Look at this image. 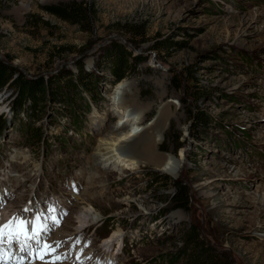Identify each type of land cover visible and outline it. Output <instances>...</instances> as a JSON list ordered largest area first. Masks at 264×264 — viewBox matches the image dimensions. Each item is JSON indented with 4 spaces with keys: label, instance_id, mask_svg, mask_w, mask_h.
Wrapping results in <instances>:
<instances>
[{
    "label": "rangeland",
    "instance_id": "1",
    "mask_svg": "<svg viewBox=\"0 0 264 264\" xmlns=\"http://www.w3.org/2000/svg\"><path fill=\"white\" fill-rule=\"evenodd\" d=\"M74 3L85 16L57 14ZM118 57L129 62L116 81ZM0 60L17 72L0 90V178L18 177L12 165L19 158L38 182L35 172L43 170L40 183L32 179L19 193L25 202L35 193L66 201L62 228L50 222L53 244L73 240L86 208L89 220H103L85 226V253L94 241L100 258L83 264L106 260L103 239L113 230L124 232L126 245L111 256L116 264H189L185 235L192 230L231 257L223 264H264V0H0ZM19 74L49 89H35L37 101L21 98L17 111ZM125 88L142 108L158 93L169 95L172 119L158 153L179 165L180 176L110 161L103 192L81 200L87 179L72 184L69 176L118 146L103 139L122 124ZM160 105L141 128L154 124ZM179 184L187 192L182 208L174 201ZM7 197L6 207H22Z\"/></svg>",
    "mask_w": 264,
    "mask_h": 264
},
{
    "label": "bare ground",
    "instance_id": "2",
    "mask_svg": "<svg viewBox=\"0 0 264 264\" xmlns=\"http://www.w3.org/2000/svg\"><path fill=\"white\" fill-rule=\"evenodd\" d=\"M124 90H125L124 95H122V97L119 99L120 104L126 107V109L123 110V116L120 119L122 124L121 126L117 124L113 127H110L108 132L104 134V139H103L104 141H111V142L115 141V143L118 142L117 144L118 146H112L111 148H108V147L103 148V152L101 153L103 160L96 158L97 155L99 154L95 153L93 160L90 159L91 160L90 166L87 164L84 166L85 167L84 168L82 164L80 166V170H83V172L79 173L78 175L72 174L71 176H69L70 179H68V181L70 180L72 184L77 183L78 179L79 180L83 178L87 179V182L83 186V189H82L83 191H80V194H79L81 200L85 199L84 197H87V199L89 198L92 199V194H90V192L93 190H95L96 193L103 192L99 188L103 187L105 182L101 180L100 177L104 175H108V174L103 173L102 168L105 167L107 163L110 161H111V164H120V163H124L126 165H132V164L143 165L145 163L152 164L153 166L158 168L160 171L166 172L172 175L173 177L180 176L179 165H172V163L170 162L171 159L168 156H162L158 153L160 142L162 138L164 137L165 132L168 129L167 126L171 123V119H172V116L170 115V110L172 109V106L170 104H167L168 102H165V100L169 99L168 98L169 95L166 92L162 94L158 93L157 97H155L154 104H151L149 107L142 108L141 104H139V101H138L139 99L137 98V95L135 93L129 94L126 88ZM128 96L133 99L131 102H129V100L126 99V97ZM114 101H116L114 102V104L118 102L117 100H114ZM157 104H161V105H160V109L158 112V117L155 120L154 124L150 127L141 128L143 121H145V119H147V117L156 110L155 107ZM96 128L97 130H99L98 126L94 127L95 130ZM25 157L27 156L25 155ZM19 159L15 161L16 162L15 165H12L11 161L9 163V165L16 166V168H19L18 177H16L15 174L10 175L12 173L10 171L8 174L3 175V177L0 178V184L3 183L2 186L0 185V200H3L2 198L4 196H5L4 200L6 199L9 200L10 198L7 197V195H10V196L13 195L14 197L13 200H15L14 203H23V210L18 212L17 210H15L16 209L15 206L13 207L8 206L10 209L5 208L4 210H0V216H2L4 212H6L14 216H17V215L21 216V214H18V213H22V218H24L23 215L26 216L25 218H32L34 215V212L25 211V209L35 210L39 207L34 205L32 202L26 203L24 199H22L21 201V198H24L25 194L18 195L17 192H20L23 187L24 188L26 187L27 185L26 182H30L33 179V180H36L35 183H37L38 180L34 179L35 174H32L33 169L32 170L28 169L29 167L28 161L25 162V159H20V160ZM93 163H94V166H96L95 168L93 167ZM63 166H64L63 168L70 169V166L68 164H65V162H63ZM169 166H171V168H168ZM86 171L89 173H85ZM35 173L36 175L39 173L40 177L38 178L42 180L44 176L43 170L42 171L38 170ZM21 174L23 176V179L25 180H21L19 176ZM40 180L38 183L41 182ZM10 186H11V190L5 189L6 187H10ZM12 189L14 190V192ZM30 192L32 193L33 190H30ZM15 197L19 201H16ZM84 201L91 202L92 200L91 201L84 200ZM2 204L3 203H0L1 206ZM1 206H0V209H1ZM11 216L5 215V216L0 217V225L7 223L10 219H12ZM77 217H78V223L82 225V227L78 229L81 231L86 225H89V226L95 225V224L100 223L103 220L102 218L100 219V216H97V217L94 216V218L89 220V211L86 208L83 209V211L81 210V213ZM116 232H119L120 235L118 236L117 234H114ZM123 235H125L124 232L121 233V231L119 230H114L110 234V236L104 239L103 243H104V247H106L105 253L111 250V248L114 245L120 244L122 242ZM61 239L63 242L61 243V250L64 253L67 250H68L67 252H69L71 250V243L68 244L67 240L63 238V236ZM48 240L49 242H51L50 239ZM78 253H79V248L78 250L74 252L71 262L65 263V264H79V261H83V259L79 257ZM96 254H98V251H95L92 253L91 256L93 260ZM109 254L110 252H107V257L108 259L110 258L112 261V258ZM99 256L100 255L98 254V257ZM37 264H40V262L37 261ZM104 264H111V263H104Z\"/></svg>",
    "mask_w": 264,
    "mask_h": 264
},
{
    "label": "snow or ice",
    "instance_id": "3",
    "mask_svg": "<svg viewBox=\"0 0 264 264\" xmlns=\"http://www.w3.org/2000/svg\"><path fill=\"white\" fill-rule=\"evenodd\" d=\"M34 212L32 218L14 216L0 225V264H64L67 255L60 254V242H49V222L59 224L57 209H25ZM31 226V227H29ZM83 264V261H79Z\"/></svg>",
    "mask_w": 264,
    "mask_h": 264
},
{
    "label": "trees",
    "instance_id": "4",
    "mask_svg": "<svg viewBox=\"0 0 264 264\" xmlns=\"http://www.w3.org/2000/svg\"><path fill=\"white\" fill-rule=\"evenodd\" d=\"M57 14H62L64 17L70 19L78 16H85L86 12L80 7V5L74 3L73 5L66 6L64 8H57ZM143 42V41H142ZM161 50L165 51L167 48L165 46H161ZM129 61L123 59L122 57H118L116 63L114 64L112 73L116 76V81H119L124 78L122 75L123 70L126 68ZM14 73H17L12 66L5 64L0 60V90L7 86L10 83V78ZM19 80L15 81V87L18 89V93L20 95V99H26L29 96L30 99H34L37 101L36 94H34L35 89H37L40 94H47L49 88H47V83H43L42 81L32 82L19 74ZM42 84V85H40ZM20 101L15 102L17 111L23 108L24 103ZM0 124H2V118L0 117ZM1 126V125H0ZM4 129V128H3ZM0 130V132L3 131ZM186 188L179 184V193L175 198V202H177V208H182L184 203L187 204V192ZM185 246L187 254V261L189 264H223L228 260H231V257H227L225 253H219L213 245H208L200 238L199 233L192 230L186 233L185 235ZM197 250L199 254H196L194 250ZM228 255V254H227Z\"/></svg>",
    "mask_w": 264,
    "mask_h": 264
}]
</instances>
